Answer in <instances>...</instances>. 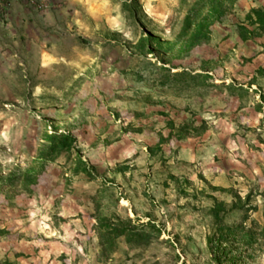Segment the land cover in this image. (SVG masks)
<instances>
[{"label":"rangeland","instance_id":"374dc122","mask_svg":"<svg viewBox=\"0 0 264 264\" xmlns=\"http://www.w3.org/2000/svg\"><path fill=\"white\" fill-rule=\"evenodd\" d=\"M108 1L53 59L25 52L34 90L0 93V178L36 171L31 193L0 189V264H264V35L237 28L264 0H239L203 47L148 56L139 37L172 42L192 0ZM53 133L72 154L40 165ZM128 222L141 238L101 258L99 235Z\"/></svg>","mask_w":264,"mask_h":264},{"label":"trees","instance_id":"16d2710c","mask_svg":"<svg viewBox=\"0 0 264 264\" xmlns=\"http://www.w3.org/2000/svg\"><path fill=\"white\" fill-rule=\"evenodd\" d=\"M239 0H192L181 23L180 30L172 42H165L152 31H144L131 48V54L137 56H148L155 54L169 53L177 50L178 53H187L196 48L203 47L210 42L211 27L225 22L231 15L234 6ZM134 5L135 1L122 3V12L137 16ZM238 30L243 38H252L264 35V9L253 8L244 18V24L238 25ZM85 42V41H83ZM178 48V49H176ZM164 64H167L164 62ZM163 72H170L161 67ZM180 73H175L177 76ZM75 140L72 135L66 133H53L46 136L45 144L41 145L36 162L43 164L52 162L59 156L65 154L71 156ZM76 173H89L86 162L78 156L75 160ZM82 167V171L79 168ZM36 182V171L25 170L22 172L19 167L0 178V189H13L20 187L23 191L32 192L31 186ZM101 226L104 228L109 224L108 219H101ZM145 227L137 229L130 225L123 227L122 231L110 229L106 236L99 235L100 256L108 259L115 252L117 240L124 238L126 244L131 243V238H141L140 235H132L134 231H141ZM138 233V232H137Z\"/></svg>","mask_w":264,"mask_h":264},{"label":"crops","instance_id":"0c3cea01","mask_svg":"<svg viewBox=\"0 0 264 264\" xmlns=\"http://www.w3.org/2000/svg\"><path fill=\"white\" fill-rule=\"evenodd\" d=\"M7 1L10 2L8 17L0 23V93H20L21 86L27 90L31 86L34 90L35 84L24 80L31 76L30 69L22 65L25 52L29 56L31 50L33 58L38 45L39 60L45 54L53 59L55 52L47 50V45L52 48L67 33L80 30L81 13H103L109 8L108 0H50L49 7L42 11L31 7L26 0Z\"/></svg>","mask_w":264,"mask_h":264},{"label":"built area","instance_id":"2783aa9c","mask_svg":"<svg viewBox=\"0 0 264 264\" xmlns=\"http://www.w3.org/2000/svg\"><path fill=\"white\" fill-rule=\"evenodd\" d=\"M27 4L38 11L45 10L49 7L50 0H26ZM10 2L7 0H0V23L6 21L8 17V10Z\"/></svg>","mask_w":264,"mask_h":264}]
</instances>
